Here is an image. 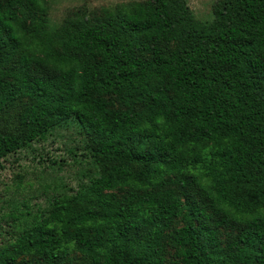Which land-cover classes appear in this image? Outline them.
I'll use <instances>...</instances> for the list:
<instances>
[{
  "label": "trees",
  "instance_id": "1",
  "mask_svg": "<svg viewBox=\"0 0 264 264\" xmlns=\"http://www.w3.org/2000/svg\"><path fill=\"white\" fill-rule=\"evenodd\" d=\"M47 11L0 0V117L28 100L0 163L74 126L97 171L24 218L0 264H264V0H216L210 22L186 0L81 5L52 31Z\"/></svg>",
  "mask_w": 264,
  "mask_h": 264
},
{
  "label": "rangeland",
  "instance_id": "2",
  "mask_svg": "<svg viewBox=\"0 0 264 264\" xmlns=\"http://www.w3.org/2000/svg\"><path fill=\"white\" fill-rule=\"evenodd\" d=\"M142 0H45L48 5L47 29H57L69 9L86 5L90 11L98 12L105 7H113L120 3ZM188 7L194 16L203 22L213 19L212 6L216 0H186ZM166 51L174 49L170 43L163 45ZM44 77L53 75L50 68L42 72ZM28 105L27 99L17 101L10 110H6L0 117V133L6 135L21 136L23 127L20 126L19 117ZM88 137L84 136L74 126L61 127L45 141L33 143L31 148L22 150L6 157L0 163V247L6 241L15 237V227L20 225L24 218H30V214L42 210L49 203L55 193L62 190V184L72 187L74 190L81 183H87L90 175L97 171L89 159L83 155L88 147ZM166 189H173L179 194V187L175 184ZM193 196L199 197L198 190L191 189ZM118 198L127 194V190H115ZM184 198H182V201ZM29 213V214H28ZM176 222V221H175ZM180 222H176V227ZM171 230L165 231L167 237ZM220 240L223 247L238 232L236 226L219 228ZM165 259L167 262L175 260V251L168 240L164 241ZM14 264H44V260L34 255L20 256ZM63 264H92L86 257L77 252L71 253L63 261Z\"/></svg>",
  "mask_w": 264,
  "mask_h": 264
}]
</instances>
